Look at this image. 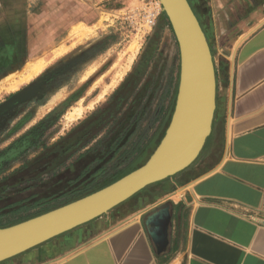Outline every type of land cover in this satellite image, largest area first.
Wrapping results in <instances>:
<instances>
[{
	"label": "crops",
	"instance_id": "1",
	"mask_svg": "<svg viewBox=\"0 0 264 264\" xmlns=\"http://www.w3.org/2000/svg\"><path fill=\"white\" fill-rule=\"evenodd\" d=\"M190 1L212 53L215 46L225 58L216 74L215 116L201 163L147 185L107 213L0 264H264V0ZM167 20H156L137 59L138 70L152 69L158 58L175 55ZM149 116L103 170L95 172L103 163L94 162L77 183L93 178L98 188L141 165L162 130V124H147ZM96 146L91 142L77 158L86 159L90 154L85 152ZM42 198L35 194L19 199L27 200V208L18 204L5 213L16 218L34 215L49 204L38 205Z\"/></svg>",
	"mask_w": 264,
	"mask_h": 264
},
{
	"label": "rangeland",
	"instance_id": "2",
	"mask_svg": "<svg viewBox=\"0 0 264 264\" xmlns=\"http://www.w3.org/2000/svg\"><path fill=\"white\" fill-rule=\"evenodd\" d=\"M157 1L0 0V107L29 92L0 115V188L7 186L10 195L0 206L35 194L59 195L63 189L52 174L58 165L45 172L50 177L40 173L53 157L45 155L60 141H77L91 131L83 137L85 147L99 142L106 128L108 132L121 128L137 116L139 125L148 115V125L162 124L157 140L162 138L175 106L180 49L160 5L156 20L168 19L175 55L158 58L146 71L138 70L137 64L156 23L151 25L144 14ZM213 50L217 74L225 58L215 46ZM84 147L67 158L71 167L66 161L59 166L61 178L73 179L80 172L89 159L77 158ZM205 150L204 145L189 167L201 163ZM62 199L55 197L43 208Z\"/></svg>",
	"mask_w": 264,
	"mask_h": 264
},
{
	"label": "water",
	"instance_id": "3",
	"mask_svg": "<svg viewBox=\"0 0 264 264\" xmlns=\"http://www.w3.org/2000/svg\"><path fill=\"white\" fill-rule=\"evenodd\" d=\"M180 49V77L171 119L148 159L115 181L39 215L0 227V261L86 223L127 200L147 185L191 165L212 130L217 79L212 50L189 0H160ZM29 92L0 107V115ZM157 238V237H156Z\"/></svg>",
	"mask_w": 264,
	"mask_h": 264
},
{
	"label": "trees",
	"instance_id": "4",
	"mask_svg": "<svg viewBox=\"0 0 264 264\" xmlns=\"http://www.w3.org/2000/svg\"><path fill=\"white\" fill-rule=\"evenodd\" d=\"M140 118H141L140 116H137L134 119H130V121H128L129 123L127 122L124 126H119L121 128L117 127L113 131H109V132L107 131L106 134L102 136V139L99 142H97L98 144L96 143V145H97L96 147L89 148L88 151L85 152V155L86 154H90L88 156V157L91 158L90 163L87 164L88 168L85 167L82 170L80 169V172L75 176V178H73V179L61 178L60 177L61 173H59L60 172L59 171L58 172V179H59L58 180L59 181L58 184L63 189L59 193L60 196H57L55 194V195L51 196L50 198L44 197V198L41 199V201H39L40 203L38 205H44L49 200H52L55 197H65V199L62 202H60L59 204H62L63 202H65V203L70 202L72 200H75V199L80 198V197H82L84 195H87V194H89V193H91V192H93V191H95V190H97V189H99V188H101V187H103V186L115 181L116 179L120 178L124 174H126V173L130 172L131 170L135 169L137 167V165H133L131 168H128V169L124 170L120 174H117L115 177L112 178L111 181L99 186L98 188H94L95 185L92 184V182L94 180L93 178L91 179L90 182H86L85 181V183L84 182L83 183H77V181L82 176L86 175V173L89 172V169L91 170L93 168V165H94L93 163L94 162H96L97 165H98L99 162L103 163L101 166H97V167L95 166V168H94L95 172H99V170H103V166L105 164H107L108 162H110L116 156V154L120 151V149L124 145H126V143L129 141V139L131 138V135L136 130V127H137V125H138V123L140 121ZM84 120H86V119H84ZM84 120L80 121L79 123L84 122ZM90 132L91 131H89V132L86 131L81 137H78L77 141H73V140H70V141L66 140L64 142L60 141L61 143L59 142V145H57L56 149L50 150L49 153L47 155H45L47 157L53 155V157L50 160H48V164L44 165L45 167L42 168V170H41L42 173H40V174L48 173L49 170H51L52 168L55 167L54 165L60 166L61 164H64V162L67 160L69 155L72 154L74 149H78L79 147H84V141H83L84 138L83 137L87 138V136H89L91 134ZM164 133H163V135H164ZM141 137L142 138L137 143V146L139 148L145 142V139H146L145 135L141 136ZM63 139L65 140V138H63ZM157 139L158 138H156V140H155V144L153 146L152 152L154 151V149L157 147V145L159 144V142L161 140V139H159V140H157ZM150 154H149V156H150ZM54 160H57V161L55 163H52L51 161H54ZM5 190H7V186H3L2 188H0V199L3 198L6 195H7L6 199L10 198L9 197L10 195H8V193ZM4 201H6V200H4ZM24 202L27 203V200H25ZM24 202H22L23 205L21 204V201H19V202L15 201L13 203H10L11 205L5 204V206H0V227H5V226H9V225L15 224L17 222H20V221H23L25 219L31 218L33 216L39 215V214H41L43 212H46V211H48V210H50V209L55 207V206H50L48 208H40V210L37 211L36 214H34V215H26V216H22L20 218H18V217L16 218L15 217L16 215H14V214H12L9 217V215L5 213L6 209L12 208L13 206H16L18 204H21V207H23V206L25 207L26 206V208H27V204H24ZM13 209L17 210V208H13ZM8 217H9V219L6 222H3V218H8Z\"/></svg>",
	"mask_w": 264,
	"mask_h": 264
},
{
	"label": "built area",
	"instance_id": "5",
	"mask_svg": "<svg viewBox=\"0 0 264 264\" xmlns=\"http://www.w3.org/2000/svg\"><path fill=\"white\" fill-rule=\"evenodd\" d=\"M161 6V2L158 0L157 3L152 7L151 10L146 11L144 14L148 21L152 24H154L157 16L160 14V11L158 10L159 6ZM161 8V7H160Z\"/></svg>",
	"mask_w": 264,
	"mask_h": 264
},
{
	"label": "bare ground",
	"instance_id": "6",
	"mask_svg": "<svg viewBox=\"0 0 264 264\" xmlns=\"http://www.w3.org/2000/svg\"><path fill=\"white\" fill-rule=\"evenodd\" d=\"M161 6L163 7V5H161ZM161 6H160V7H161ZM162 7H161V9H163ZM160 223H161V222H160ZM159 237L162 238L161 235H160ZM163 242H164V241H163Z\"/></svg>",
	"mask_w": 264,
	"mask_h": 264
},
{
	"label": "flooded vegetation",
	"instance_id": "7",
	"mask_svg": "<svg viewBox=\"0 0 264 264\" xmlns=\"http://www.w3.org/2000/svg\"><path fill=\"white\" fill-rule=\"evenodd\" d=\"M6 113V111L5 112H3V114H5ZM2 115V114H1ZM4 116V115H3Z\"/></svg>",
	"mask_w": 264,
	"mask_h": 264
}]
</instances>
